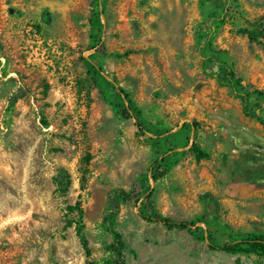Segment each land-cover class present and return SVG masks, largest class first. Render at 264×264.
<instances>
[{"label":"rangeland","instance_id":"374dc122","mask_svg":"<svg viewBox=\"0 0 264 264\" xmlns=\"http://www.w3.org/2000/svg\"><path fill=\"white\" fill-rule=\"evenodd\" d=\"M258 34L264 0H0V264H264L156 219L264 233V126L206 59L264 103Z\"/></svg>","mask_w":264,"mask_h":264},{"label":"trees","instance_id":"16d2710c","mask_svg":"<svg viewBox=\"0 0 264 264\" xmlns=\"http://www.w3.org/2000/svg\"><path fill=\"white\" fill-rule=\"evenodd\" d=\"M97 4L98 0H94ZM231 4H235L236 0H225ZM199 6H204L203 2H199ZM45 17V15H43ZM238 33L247 35L249 41H256V35L254 33H248L245 30H239ZM264 39V34H258ZM197 39L200 41L203 39L202 36L198 35ZM213 52V51H211ZM218 54L213 52L209 54L206 59L211 61L217 66L216 79L218 81L224 82L229 89L235 94L241 103L242 113L246 117H254L256 121L264 126V117L260 114L264 112V103L262 102V95L257 92H248L241 85L240 80L234 76V73L231 70V66L227 63L220 60L217 56ZM97 69L100 70V67L97 66ZM118 93L121 95L122 99L125 101L124 107L113 106V110H116L117 113L124 119H133L135 125L139 131L141 130L140 123L136 120V116L133 114L135 112V107L130 101L128 96L121 90L118 89ZM251 95L255 97L251 100ZM189 152L194 159L198 162L200 160H207L209 158V153L206 150L199 148L196 144L192 143L189 148ZM209 198L208 196H205ZM214 209L212 204L209 206V209ZM208 212H204L200 217L194 218L188 222H175L167 218H160L156 216V219L168 229H178V230H189L195 224L204 223L205 229V240L207 249L210 251H219L231 256H253L258 259L264 260V233L259 231L244 233L239 230H232L229 226L221 223L216 218L211 221L207 220ZM150 218L144 217V220H149ZM114 241H117V236H113ZM117 245L120 246V242H117ZM81 246L84 250L85 255H88V250L86 247V242L81 240ZM117 264H121L120 262Z\"/></svg>","mask_w":264,"mask_h":264}]
</instances>
